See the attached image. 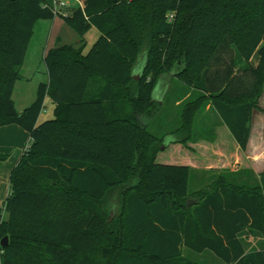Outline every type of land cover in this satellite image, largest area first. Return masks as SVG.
Wrapping results in <instances>:
<instances>
[{"label": "trees", "instance_id": "1", "mask_svg": "<svg viewBox=\"0 0 264 264\" xmlns=\"http://www.w3.org/2000/svg\"><path fill=\"white\" fill-rule=\"evenodd\" d=\"M78 1L64 22L99 38L87 53L85 43L47 50L49 82L18 112L13 92L35 25L56 16L52 0H0V128L18 125L31 139L9 177L0 264H207L186 250L264 264V247L246 253L243 241L264 239V171L210 169L197 189L207 179L192 158L158 161L168 135L182 153L215 142L219 127L246 151L264 93V0ZM235 50L246 69L237 70ZM171 74L177 98L161 103L155 90ZM47 97L54 117L39 123ZM208 107L217 122L198 121ZM114 196L116 225L102 215Z\"/></svg>", "mask_w": 264, "mask_h": 264}, {"label": "rangeland", "instance_id": "2", "mask_svg": "<svg viewBox=\"0 0 264 264\" xmlns=\"http://www.w3.org/2000/svg\"><path fill=\"white\" fill-rule=\"evenodd\" d=\"M70 5V10L78 7V3L74 0L68 1ZM63 17L58 16L54 20H39L34 28V33L32 39L29 44V48L26 54V58L24 64L21 68L20 75L21 79L16 83L14 87L13 100L15 106L23 111L24 109L31 106L37 98L38 88L42 83H48V74L47 68L44 62V55L47 50L53 48L57 42V37H61V41L66 44H77L82 39L78 36L75 31L71 28L63 26L64 25ZM99 31L93 28L89 31L86 36L83 38L86 43L85 53H87L93 44L99 38ZM237 58L235 59L236 68L238 69H246L248 66L240 53L236 50ZM251 63L253 65H257L258 56L255 55L252 58ZM160 84V83H159ZM201 85H197V90L204 91L205 89L201 88ZM195 87L193 88V90ZM156 93V92H155ZM45 111L41 114L40 123H43L47 120L52 119L53 116V108L54 105L51 102V99L47 97L45 103ZM20 111V112H21ZM173 118L177 116V112L175 109L172 111ZM169 117V119L171 118ZM160 118L157 115L154 121ZM262 118H264V93L259 102V109H257L254 113L253 118V127L257 128L260 126L262 122ZM217 120V115L212 112L209 107L206 109L205 114H200L198 121L214 123ZM262 128V127H261ZM228 130L226 127L218 128V140L214 143H206L201 142L198 146H185L182 149V153L177 151V149L169 150L166 147L167 152H161L159 154L158 161L163 162L168 160V162L182 160L181 157H185L184 161H188L189 158L193 159V163L197 164L200 168L212 167L215 166L216 163H220L221 166L227 167V165L232 167H244L246 161V153L242 152L237 148L235 142L230 139L228 134ZM255 137L254 140H257L256 132L254 131ZM169 137L172 135H168L165 138L169 140ZM31 144V143H30ZM163 146H165L163 144ZM194 150L193 152H189ZM249 156L255 157V153H250ZM237 162V163H236ZM191 164V163H190ZM205 171V170H204ZM207 171V170H206ZM192 190H196L194 185H191ZM122 209V199L118 196H114L112 201L107 205V207L103 206L102 215L104 217H111L113 224H117V220H119V216L121 214ZM3 214V208L0 207V215ZM4 218H7V214L4 211ZM196 258V254H194Z\"/></svg>", "mask_w": 264, "mask_h": 264}, {"label": "crops", "instance_id": "3", "mask_svg": "<svg viewBox=\"0 0 264 264\" xmlns=\"http://www.w3.org/2000/svg\"><path fill=\"white\" fill-rule=\"evenodd\" d=\"M78 6H79V3H78ZM65 25L68 27V25L66 23H64L63 26H65ZM84 43H85V40L81 39L79 43L69 44V45L80 46ZM64 44L66 45V43H63L61 41V37L58 36L57 42H56L54 47H56L58 45H64ZM235 52H236V50H235ZM84 53H85V50H84ZM236 53H235V59L237 58ZM258 62H259V58H258ZM257 65H258V63H257ZM257 65H253V66H257ZM175 81H176V79H175L173 74L163 78L155 90V92H156V93H154L155 100L160 101L162 103L163 100L166 99V96L168 94H172V96L176 99L177 98L176 91L178 89V85L176 84ZM48 82H49V79H48ZM199 85L202 86L201 88L206 89V83L205 82H202V84H199ZM179 104H180L179 101L176 102V105H179ZM16 109L18 110V112L21 111L17 107H16ZM54 109H55V106L52 110L53 113H54ZM21 112H23V111H21ZM175 117L173 118V116H171L169 121H172L173 119H175ZM40 119H41V116H40ZM40 119H39V123H40ZM217 121L218 120H216L215 122H217ZM254 131L256 132L257 140H254V137H255ZM251 133L252 134L250 136V140H249L247 149L245 151L247 159L245 161L244 167H232V168H230L228 165H227V167H223L220 165V163H216L215 166H212V167L210 166L209 168L208 167L200 168L197 164H195L193 162H190L191 164L190 163H187V164L196 170V174L200 179L202 177L203 178L206 177V179H207V177H211V174H208L206 172V170L209 171L210 169H229L232 172L239 171L242 169H250L251 171H253V173L255 174L256 177H259V175L264 171V118H262V122H261L260 126L257 128L253 127V122H252ZM228 134L230 136V139H232L234 141L230 132ZM175 140H176L175 136L169 137V140L167 139V141H165V146L166 147L171 146L170 148L180 149L181 146L173 145ZM217 140H218V129H217V138L215 141H217ZM30 142H31V139H30L29 134L18 125L13 124L10 126H5V127L0 128V153L5 154L8 157L5 160L0 161V207L3 208V214L0 215V221L5 219L4 218V211H5L4 203H5V200H6L7 196L10 193V190H11L10 189V182H9L10 174L12 173V170L15 168V166L20 161L25 150L30 146ZM235 144H236L237 148L239 149V146L237 145L236 142H235ZM198 145L199 144L192 145V146H198ZM249 152L255 153L256 156L255 157L249 156ZM166 162H168V161L166 160ZM172 162L179 163L176 161H172ZM183 164H186V163H183ZM201 180H203V179H201ZM209 181L210 180H208V179L203 180V182L197 181V183L195 185H196L197 189H200L206 182H209ZM243 241H244V245L246 248V253H250L253 251H259V250H262L264 247V239L261 238L260 236H254L253 234H250V233L244 235ZM186 253L187 254H193V256L195 254V253H191L188 250H186ZM196 258L201 260V262H205L207 264H221V263H219V261H217L214 254L210 251H205L203 253H196Z\"/></svg>", "mask_w": 264, "mask_h": 264}, {"label": "built area", "instance_id": "4", "mask_svg": "<svg viewBox=\"0 0 264 264\" xmlns=\"http://www.w3.org/2000/svg\"><path fill=\"white\" fill-rule=\"evenodd\" d=\"M68 1L70 0H52L51 5H48V7H50V9L53 11L56 17L58 16L66 17L70 13V5ZM74 1L78 2L79 6H82V2L78 0H74ZM170 17L173 19V15H171Z\"/></svg>", "mask_w": 264, "mask_h": 264}, {"label": "water", "instance_id": "5", "mask_svg": "<svg viewBox=\"0 0 264 264\" xmlns=\"http://www.w3.org/2000/svg\"><path fill=\"white\" fill-rule=\"evenodd\" d=\"M144 66H145V56H143V57L139 60L137 66H136L135 69H134V75H133V76H134V79H140V78H141V74H142V72H143ZM165 147H166V146H164L163 149H164ZM111 219H112V215H111V217H110V220H111ZM8 242H9V237L4 238V239L2 240V242H1V246H3V247L7 246V245H8Z\"/></svg>", "mask_w": 264, "mask_h": 264}]
</instances>
